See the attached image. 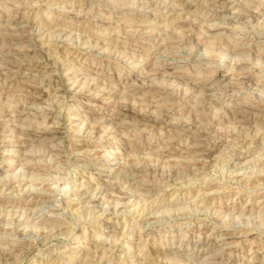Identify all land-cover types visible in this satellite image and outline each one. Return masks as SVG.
Returning <instances> with one entry per match:
<instances>
[{
  "label": "rangeland",
  "instance_id": "1",
  "mask_svg": "<svg viewBox=\"0 0 264 264\" xmlns=\"http://www.w3.org/2000/svg\"><path fill=\"white\" fill-rule=\"evenodd\" d=\"M182 1L0 0V264H264V0Z\"/></svg>",
  "mask_w": 264,
  "mask_h": 264
},
{
  "label": "bare ground",
  "instance_id": "2",
  "mask_svg": "<svg viewBox=\"0 0 264 264\" xmlns=\"http://www.w3.org/2000/svg\"><path fill=\"white\" fill-rule=\"evenodd\" d=\"M235 1V0H234ZM189 3H191L189 0H183L182 1V5H184V6H187ZM207 3H208V5L210 6V7H213V9H214V13L212 14V15H210L211 17L208 19L209 21H215V20H219L223 15V13H221L220 12V10H219V8H225L226 10L227 9H229V7H231V6H234L233 5V1L232 0H207ZM162 5H163V2H159V1H153V7H155V6H158V7H162ZM171 8V7H170ZM213 12V11H212ZM224 12V11H223ZM208 14V13H207ZM22 20V19H21ZM20 20V17H18V15L17 16H15L13 19H11V21H12V24H17L19 21H21ZM188 25H190V24H188ZM20 27V26H19ZM44 27V26H43ZM64 29V28H63ZM3 35V34H2ZM59 38V37H58ZM186 38H188V39H190V40H192V38H193V35H189L188 37H186ZM185 38V39H186ZM187 40V39H186ZM189 40V41H190ZM4 41V40H3ZM22 41V40H21ZM251 42V41H250ZM49 48V47H48ZM22 62V61H21ZM3 69V68H2ZM6 70V69H5ZM3 71V70H2ZM1 74H4L3 72L1 73ZM227 79H228V76L227 75H225V74H223L222 72H220V74L219 75H217V77H215V79H214V81H219V82H221V83H225V81H227ZM212 82H213V80H212ZM201 83V82H200ZM203 85V87H201L202 89L205 87V89L206 90H211V85H212V83L210 84V83H208V82H205V83H203L202 84ZM89 88H92V85H89L88 86ZM70 90H71V92H72V94L73 95H75V96H77V95H80V92L78 91V87L76 86V84H73L72 86H71V88H70ZM88 91V90H87ZM86 91V92H87ZM205 91V90H204ZM108 95L109 94H111V92H108L107 93ZM106 95V94H105ZM208 99V98H207ZM213 99H215V98H213ZM213 101L214 100H209V101H200L198 104H194L193 106H192V110H194V111H198V110H200L201 108H203L202 109V112H204L205 110H208L209 108H212L213 107V105H214V103H213ZM104 102V101H103ZM198 102V101H197ZM215 102H216V100H215ZM218 102V101H217ZM222 105V104H221ZM242 106V105H241ZM247 110L249 111V112H251L252 111V109L251 108H247ZM163 114V113H162ZM167 114V113H166ZM166 114H165V116H166ZM169 115V114H168ZM198 115H200V114H195V117H194V120H196V121H200V120H202L203 118V116L204 115H202V116H198ZM164 116V117H165ZM260 116V115H259ZM163 117V118H164ZM261 119H264V115H262L261 117H260ZM126 119V118H125ZM2 124V123H1ZM0 127H1V125H0ZM98 131H101V127H99V129H97ZM112 130V129H111ZM109 132V131H108ZM112 133V132H111ZM207 134V133H206ZM9 135V134H8ZM171 137V136H170ZM174 141V140H173ZM5 142H6V140H5ZM10 142H8V140H7V142H6V145H10L9 144ZM188 147V146H187ZM192 149V150H195V151H197V153H198V151L200 150V148H199V146H196L194 143H193V145L191 144V146H189L188 147V149ZM189 151H191V150H189ZM5 153V152H4ZM7 155V154H6ZM7 157V156H6ZM153 167V166H152ZM125 195V194H124ZM38 203V202H37Z\"/></svg>",
  "mask_w": 264,
  "mask_h": 264
}]
</instances>
